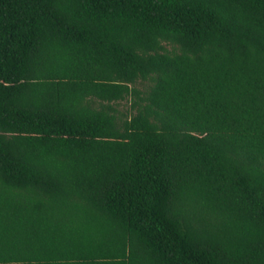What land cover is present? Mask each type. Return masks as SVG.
I'll use <instances>...</instances> for the list:
<instances>
[{"label": "trees", "instance_id": "obj_1", "mask_svg": "<svg viewBox=\"0 0 264 264\" xmlns=\"http://www.w3.org/2000/svg\"><path fill=\"white\" fill-rule=\"evenodd\" d=\"M0 264H264V0H0Z\"/></svg>", "mask_w": 264, "mask_h": 264}, {"label": "rangeland", "instance_id": "obj_2", "mask_svg": "<svg viewBox=\"0 0 264 264\" xmlns=\"http://www.w3.org/2000/svg\"><path fill=\"white\" fill-rule=\"evenodd\" d=\"M132 103L133 100L131 98L116 103L115 106L118 110V115L121 119L126 118L132 113V109H131ZM95 105L99 106L100 103L96 102Z\"/></svg>", "mask_w": 264, "mask_h": 264}]
</instances>
